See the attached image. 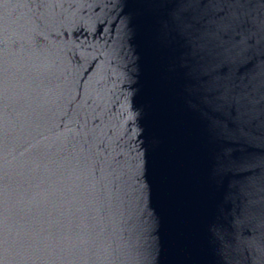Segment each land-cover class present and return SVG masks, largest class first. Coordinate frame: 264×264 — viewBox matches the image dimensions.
Here are the masks:
<instances>
[{"label": "water", "instance_id": "water-1", "mask_svg": "<svg viewBox=\"0 0 264 264\" xmlns=\"http://www.w3.org/2000/svg\"><path fill=\"white\" fill-rule=\"evenodd\" d=\"M0 264H264V0H0Z\"/></svg>", "mask_w": 264, "mask_h": 264}]
</instances>
